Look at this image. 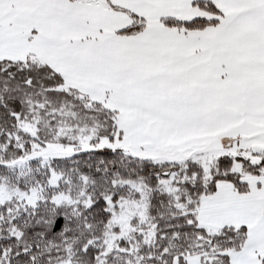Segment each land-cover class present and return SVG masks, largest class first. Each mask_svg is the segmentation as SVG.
<instances>
[{
  "label": "snow or ice",
  "instance_id": "6c2138e0",
  "mask_svg": "<svg viewBox=\"0 0 264 264\" xmlns=\"http://www.w3.org/2000/svg\"><path fill=\"white\" fill-rule=\"evenodd\" d=\"M0 264H264V0H0Z\"/></svg>",
  "mask_w": 264,
  "mask_h": 264
}]
</instances>
